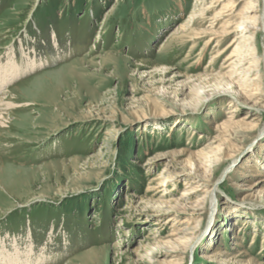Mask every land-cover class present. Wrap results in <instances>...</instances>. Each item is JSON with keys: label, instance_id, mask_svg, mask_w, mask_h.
Returning a JSON list of instances; mask_svg holds the SVG:
<instances>
[{"label": "rangeland", "instance_id": "rangeland-1", "mask_svg": "<svg viewBox=\"0 0 264 264\" xmlns=\"http://www.w3.org/2000/svg\"><path fill=\"white\" fill-rule=\"evenodd\" d=\"M227 2L0 0V65L22 49L42 62L0 90V249L264 264V74L256 93L233 69L264 35L231 44L260 1Z\"/></svg>", "mask_w": 264, "mask_h": 264}, {"label": "bare ground", "instance_id": "bare-ground-1", "mask_svg": "<svg viewBox=\"0 0 264 264\" xmlns=\"http://www.w3.org/2000/svg\"><path fill=\"white\" fill-rule=\"evenodd\" d=\"M220 1H224V2L226 1V3L224 4V6H225L224 8H226L229 4L228 3L229 1L227 2V0H220ZM259 1H260V12L256 15V17L254 19H252L251 17L243 18L237 24V26L235 28V33L238 34V37H236V38L233 37L232 42H231V44L236 43V45L233 48L234 52L236 51L238 43L243 41L244 38H247V37H245L246 33L251 34L254 32V35H255V34H258V32H259L262 35H264V0H252V1L249 0L248 6L251 9H253L252 3L253 2L258 3ZM202 5H204V4H202ZM209 7H206L205 10H208L207 8H209ZM201 10H204V9H201ZM252 12H255V10L253 9ZM107 15H108V13L105 15V17H107ZM181 28H182V26H181ZM97 38H98V35L95 37V39H97ZM240 39H242V40H240ZM52 40H53L52 46L50 44L48 45V48H50L51 50L53 49V47H55V45H57V46L59 45L58 40H56L54 37L52 38ZM211 40H209V42ZM245 41H246V39H245ZM18 54H20L19 55L20 56L19 58H21L20 61H17ZM18 54L15 51H12V52L10 51L6 55L7 59H6L5 63L0 65V90H2L3 85H4V89H5L9 84H13V82H16L22 76H25L28 73L35 72L36 69L40 68L42 65V62L38 63L37 60H35L36 58H30L27 55V53H25V49L19 50ZM250 62L253 64H250L245 60H241V61L239 60V62L236 65H234V67L233 66L232 67L235 70L236 67L238 66V69H240V71L242 70L241 73L238 72V76L240 74H242V76H244L242 78V82L246 83V85L252 90L255 88V92L257 93L261 90L262 84H264V83L261 84L259 82L261 80H259L260 78H259V74H258V67L261 69V71L264 74V42L262 44H260V48H259L257 55H255L254 58L251 59ZM253 67H257V68L253 69ZM10 103H8V102L4 103L3 99H0V127H5L6 118L4 117L5 113H3V112L6 111L10 107V105H11ZM249 107H250V109H253L252 106L249 105ZM250 116L251 115L246 114L244 118H248ZM1 173L2 172L0 171V174ZM1 183H2V180H0V184ZM202 231H203L202 229L197 227V229L194 232H192L193 234H195V237L192 238L195 243H197L198 237H199V236H197V234L199 235V233L200 232L202 233ZM12 239H13V241H11V246H10L11 249H4L3 247H1V249H0V264H28L30 258H23V256H24V253L28 254L32 251V245L30 243H27L25 245L26 250L21 251L20 248L18 247L17 243H16V239L15 238H12ZM30 240L31 239L29 238L28 241H30ZM50 242L51 241H48L47 245ZM47 245L46 246L43 245L40 248L37 257L34 258V264H41L42 263V261H43L42 258L45 256L44 252H45V248L47 247ZM9 250H11V251H9ZM244 256H245L244 252L243 253L240 252L238 254L239 258H242Z\"/></svg>", "mask_w": 264, "mask_h": 264}]
</instances>
